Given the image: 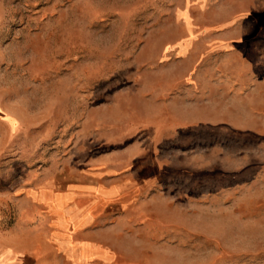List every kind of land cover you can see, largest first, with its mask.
Segmentation results:
<instances>
[{"label":"rangeland","instance_id":"rangeland-1","mask_svg":"<svg viewBox=\"0 0 264 264\" xmlns=\"http://www.w3.org/2000/svg\"><path fill=\"white\" fill-rule=\"evenodd\" d=\"M28 228L78 264H264V0H2L0 232Z\"/></svg>","mask_w":264,"mask_h":264},{"label":"crops","instance_id":"crops-1","mask_svg":"<svg viewBox=\"0 0 264 264\" xmlns=\"http://www.w3.org/2000/svg\"><path fill=\"white\" fill-rule=\"evenodd\" d=\"M2 11V0H0V13ZM47 193L40 201L47 200ZM58 221L64 225L65 212L56 213ZM55 237L53 233L49 234L43 229L33 230L31 228L19 232L16 229H9L6 232H0V264H78L74 259L57 260L50 255L49 240ZM54 247V246H53ZM56 249H65V245H58ZM85 251H87L85 249ZM83 251L82 255L87 254Z\"/></svg>","mask_w":264,"mask_h":264}]
</instances>
